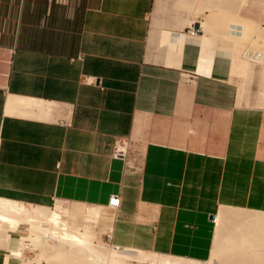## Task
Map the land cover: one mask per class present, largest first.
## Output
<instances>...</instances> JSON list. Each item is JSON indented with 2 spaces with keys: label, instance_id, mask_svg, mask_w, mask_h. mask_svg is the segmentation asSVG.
Here are the masks:
<instances>
[{
  "label": "crops",
  "instance_id": "obj_1",
  "mask_svg": "<svg viewBox=\"0 0 264 264\" xmlns=\"http://www.w3.org/2000/svg\"><path fill=\"white\" fill-rule=\"evenodd\" d=\"M0 197L201 262L230 208L263 264L264 0H0Z\"/></svg>",
  "mask_w": 264,
  "mask_h": 264
},
{
  "label": "bare ground",
  "instance_id": "obj_2",
  "mask_svg": "<svg viewBox=\"0 0 264 264\" xmlns=\"http://www.w3.org/2000/svg\"><path fill=\"white\" fill-rule=\"evenodd\" d=\"M50 208L44 206L29 207L23 203L0 197V240L3 241L1 247L7 245L6 240L9 232L16 230L20 223L25 222L29 225L30 234L19 235L20 240L30 237L33 244L35 242L40 248V258L47 259V264H123L126 259H138L140 250L131 249L134 253L131 251L113 253L89 240L84 236L81 228L77 226H69L63 231L57 229L55 225L53 227L51 222H59L60 211L57 212ZM94 212L97 211L94 210ZM245 221L243 215L230 208L223 207L216 214L217 236L214 243L216 252H218L217 255L221 256L222 264H247V261L249 262L248 242L249 239L252 241V238L246 237ZM255 234L254 236H256ZM49 239L56 240V243H49ZM21 248L19 245L11 248L10 256L14 260H20ZM46 252L49 256L47 258L43 257ZM212 254H214V250ZM262 259L264 260V257Z\"/></svg>",
  "mask_w": 264,
  "mask_h": 264
},
{
  "label": "rangeland",
  "instance_id": "obj_3",
  "mask_svg": "<svg viewBox=\"0 0 264 264\" xmlns=\"http://www.w3.org/2000/svg\"><path fill=\"white\" fill-rule=\"evenodd\" d=\"M261 47L263 46L260 45V48ZM25 205L29 207L36 206V205H30V204H25ZM50 207L57 212L60 211L59 212L60 213L59 222L58 223L51 222V225L53 227L55 225L57 229L63 231L64 228H67L69 226H77L81 228V231L83 232L85 237L93 241L95 244L101 246L102 248L104 247L108 251H111L113 253H119L120 251H125V252L131 251L132 253H134V251L128 248L115 249L105 238H101L100 236L96 238L94 237L93 239H91L88 231H91L93 234V225H91V222L88 220L89 217L85 213V210H87L88 208L83 211L82 207L69 205L68 203H64V202H56ZM50 207H47V208H50ZM86 225L89 227V229ZM28 226L29 225L25 222L20 223L19 224V231H20L19 235L30 234ZM216 236H217V225L215 227V235H214L213 246H212V253L214 250V254H212L209 260L204 261V262L193 260V259H188V258H180V257L177 258L174 256L160 254V253L146 251V250H142V251L140 250L138 252L139 254L138 259L136 260L126 259L123 262V264H210L211 262H212L211 264H222L221 256L219 257L217 255L218 252H216V247L214 243ZM2 242L3 241L0 240V245ZM48 242L56 243V240L53 241L49 239ZM16 245H19L20 247H22L21 253H20V260L18 264H39L40 262H41L40 264H47L46 262L47 259L45 260L44 258H40L41 257L40 248L35 244V242L33 244V241L30 240V237H25L23 240H20V238L18 237V243ZM47 253L48 252H46V254L42 256L45 258L49 257Z\"/></svg>",
  "mask_w": 264,
  "mask_h": 264
},
{
  "label": "built area",
  "instance_id": "obj_4",
  "mask_svg": "<svg viewBox=\"0 0 264 264\" xmlns=\"http://www.w3.org/2000/svg\"><path fill=\"white\" fill-rule=\"evenodd\" d=\"M201 30V27L200 25H197L196 27H191L189 29V32L192 33V34H196L198 33L199 31ZM125 151H126V148H125V142L123 140H118L115 144V148H114V155L115 156H124L125 154ZM109 205L111 207H117L119 205V198L116 194L112 195L109 199ZM213 220L215 221V216L213 217ZM112 247H114L115 249H123L124 247H120L118 245H114V244H111Z\"/></svg>",
  "mask_w": 264,
  "mask_h": 264
},
{
  "label": "water",
  "instance_id": "obj_5",
  "mask_svg": "<svg viewBox=\"0 0 264 264\" xmlns=\"http://www.w3.org/2000/svg\"><path fill=\"white\" fill-rule=\"evenodd\" d=\"M214 216L213 215H211V218H213Z\"/></svg>",
  "mask_w": 264,
  "mask_h": 264
}]
</instances>
